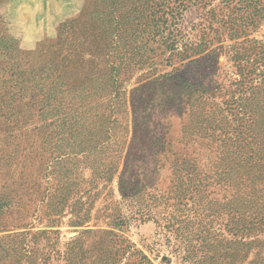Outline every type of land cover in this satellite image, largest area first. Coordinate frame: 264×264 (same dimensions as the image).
I'll return each instance as SVG.
<instances>
[{
    "label": "rangeland",
    "instance_id": "1",
    "mask_svg": "<svg viewBox=\"0 0 264 264\" xmlns=\"http://www.w3.org/2000/svg\"><path fill=\"white\" fill-rule=\"evenodd\" d=\"M162 1L0 0L4 264H123L130 244L154 264H264V223L247 216L264 210V0H197L167 20ZM118 86L135 128L120 169L90 188L85 226L66 206L52 226L55 106L79 103L89 146Z\"/></svg>",
    "mask_w": 264,
    "mask_h": 264
},
{
    "label": "trees",
    "instance_id": "2",
    "mask_svg": "<svg viewBox=\"0 0 264 264\" xmlns=\"http://www.w3.org/2000/svg\"><path fill=\"white\" fill-rule=\"evenodd\" d=\"M197 0H163V16L166 15V20L170 14L173 17V13H182L186 8H188L190 3H195ZM172 53L175 52L176 43L173 39L170 44ZM116 48V45L115 47ZM112 49V48H111ZM113 54L114 52H107ZM58 84H54V90H56ZM62 86V85H61ZM17 88V92L21 94L25 91L24 87L14 86ZM33 86H28L30 90ZM37 87V86H34ZM35 89V88H34ZM111 105V120L108 130H106L105 138L90 140L94 142L93 144H87L86 139L82 132L81 125L83 124L84 115L83 112L80 115L76 112L80 107L79 103L72 100V102L62 101L58 106H55L56 111L53 112V123H55V147L54 151L50 152V165L48 170V177L51 178L49 181V198L55 197L56 201H50V211L47 215L48 222L55 226L58 223V218H62L63 208L66 206L69 209L73 219L72 225L77 227L85 226L91 220V198H96V195L91 194V187L96 188L98 185H107L112 180V175L115 174L120 169V164L125 158L124 151L126 144L129 140L130 132H134L135 128L131 129L130 122V110L128 104H126V92L122 90V86H118L113 91ZM49 103H52L54 97H48ZM122 100H125V109L123 112L119 108ZM124 106V105H123ZM72 113V114H71ZM121 129V130H120ZM74 134V138L71 136ZM102 132L101 130H96L95 134ZM103 140V141H102ZM89 141V142H90ZM96 141V142H95ZM99 141V142H98ZM131 146V145H130ZM127 158V156H126ZM252 159H257L254 155ZM259 160L264 161V157ZM81 165V166H80ZM190 175V181L195 180L197 177L195 175L196 171L193 168L187 170ZM89 175L87 177L86 175ZM98 181V182H97ZM198 181V178L195 182ZM97 182V183H96ZM123 179L120 178V188L121 192L129 196L131 192L128 190V186L123 187ZM198 185L194 184V189L197 190ZM93 196V197H92ZM87 198L89 200L87 201ZM56 203L61 204V206L52 207ZM262 211V212H261ZM258 211L257 208L250 209L247 214L249 223L251 226H260L264 223V210ZM120 222L123 218H119ZM89 229H82L78 236H76L70 243H76V240L81 234L90 233ZM126 256L125 262L123 264H154L148 256H146L142 250L136 247L134 244H130L124 247ZM124 253V254H125ZM3 261V262H2ZM0 264H4V260L0 257Z\"/></svg>",
    "mask_w": 264,
    "mask_h": 264
}]
</instances>
